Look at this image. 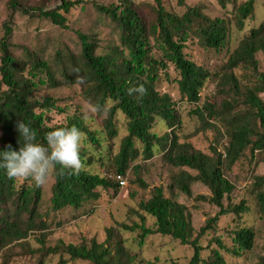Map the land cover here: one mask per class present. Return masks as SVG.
Wrapping results in <instances>:
<instances>
[{"label": "trees", "instance_id": "trees-1", "mask_svg": "<svg viewBox=\"0 0 264 264\" xmlns=\"http://www.w3.org/2000/svg\"><path fill=\"white\" fill-rule=\"evenodd\" d=\"M3 1L8 20L0 37V149L7 144L14 150L19 147L17 120L30 122L41 142L49 131L63 125L79 128L84 140L78 174L53 170L42 186L35 187L31 180H10L0 170V264H140L139 252L113 228L106 229L102 241L95 236H83L75 243L49 237L52 225L59 227L68 219L92 213L89 206L100 190L116 193L118 175L146 191L133 209L139 222L119 224L127 231L137 230L132 241L139 249L148 237L159 234L189 245L188 264H227L224 254L237 258L250 252L256 233L244 220L253 212L264 220V174L254 175L247 186L251 198L237 201L238 175L231 180L226 174L237 165L248 167L241 163L246 153L264 152V73L257 60L258 53L264 55V20L238 39L214 73L189 57L185 42L191 40L216 53L227 49L232 28L242 30L261 0H216L224 12L221 16H210L200 2L181 12L168 9L162 0L92 2L93 9L113 26V40L103 44L96 34L79 30L75 48L58 49L52 60L28 49L15 55L12 30L6 23L22 14L65 27L69 10L83 8L84 1L62 0L57 8H47L48 0ZM175 4L185 6V0ZM168 64L177 72L180 98L189 103H198L207 81L214 78L212 96L196 112L207 124L214 120L222 126L227 140L224 156L213 146L204 153L180 139L174 101L157 88ZM62 87L79 90L80 101L71 113L59 105L66 100ZM53 110L66 113V120L51 123ZM98 118L96 128L93 120ZM158 123L164 125L161 135L154 131ZM119 126L124 135L113 152ZM104 157L111 162V176L90 168L95 163L106 168ZM152 158L167 170L148 189L142 172L153 167L146 163ZM245 161L249 165L251 160ZM203 205L209 210L203 211ZM226 214L232 215L234 224L228 232L230 244L217 234L220 218ZM147 217L153 219L150 226ZM202 238L208 239L206 246ZM204 250L207 254L202 256Z\"/></svg>", "mask_w": 264, "mask_h": 264}, {"label": "rangeland", "instance_id": "rangeland-1", "mask_svg": "<svg viewBox=\"0 0 264 264\" xmlns=\"http://www.w3.org/2000/svg\"><path fill=\"white\" fill-rule=\"evenodd\" d=\"M82 1H84L83 8H81V6H76L75 8H71L67 13L65 27L53 25L48 20L40 17L30 18L26 15L16 14L14 18L15 22L8 21V23H6L12 30L10 40L13 45V53L19 55L25 52V49H28L37 52L45 59L52 60L58 49L65 51L68 48H75L76 32L79 30L90 34H96L95 37L100 38L101 43L103 44L104 42L113 40V26L93 9L91 3L97 2L110 4L118 2V0ZM162 1L168 9H174L177 12H181L186 6L200 2L205 5V11L210 16L224 15V12L220 9L216 0H185V6H177L175 0ZM61 3L62 0H48L47 8H57ZM229 8L230 7H228V9ZM7 20L6 4L3 0H0V37L4 32L2 25ZM262 20H264V0L259 1L256 4L253 17L245 21V27L242 30H238L235 27L232 28L231 42L227 49L216 53L210 50H205L197 43L187 40L185 42V52L194 62H196V64L202 66L208 72L214 73L219 70L222 64L226 61L228 51L235 47L238 39L251 27L257 26ZM257 60L260 71L264 73V55L258 53ZM176 78V70L172 65L168 64L167 68L162 70L161 80L157 88L160 92H166L169 94L174 101V108L181 124L180 132L178 134L180 139L190 142L195 149L204 153H210L211 146L215 147L216 151L221 153L227 142L222 126L219 122L214 120H209L207 124L205 117L196 112V108L201 106L205 98L212 96L215 90L214 78L211 77L207 81L204 89L200 93L201 100L198 103H189L180 98L175 81ZM61 89L64 91L62 92V96L65 95L64 97L66 100L64 102H59V105L62 108H65V112L68 110V112L71 113L73 111L72 108L74 103L80 101L79 90L77 87H73L72 89L62 87ZM70 94L71 96H69ZM66 105H69L70 107ZM50 116L51 123H59L66 120V113H61L58 110H53L50 113ZM93 124L94 127L99 128L100 118L93 120ZM154 131L158 135L163 134V132H165L164 125L158 123L155 126ZM123 135L124 129L120 127L118 136L112 141L113 152L117 151L119 140ZM106 143L107 142L103 144L104 152H106ZM245 157V160H251L249 165H247L245 160H242L241 163L248 166L247 168H244L242 165H237L226 174L231 180H233L236 174L238 175V179L235 181L238 189L236 201L240 197L251 198L246 193L248 191L247 186H249L254 175L264 174V152H256L253 156L246 153ZM103 159L107 162L106 168L99 166L97 163L93 164L90 168L100 175L111 176L113 174L110 168L111 162L109 159L105 160V157ZM146 163L153 166L142 172V176L144 177L143 180L148 183L149 189L152 185L158 183V177L161 178V174H165V170L167 169L160 164L154 163L153 158L147 160ZM251 169L253 171H251ZM124 179L126 185L124 187H119L116 193L111 189L99 191L98 198L89 206V208H92L93 210L92 213L82 214L77 218L68 219L59 227L52 225L49 237L52 239L60 238L65 242L75 243L80 241L83 236H95L99 241H102L106 236V229L113 228L115 234L124 238L126 245L139 252L142 259L140 264H188L192 255V249L189 245L180 244L170 236L155 234L148 237L139 249L136 243L132 241L134 236H136L137 230L127 231L119 226L120 223L131 226L133 223L139 222V216L137 212L133 211V209L136 206L137 200L146 196V191L137 187L136 184L130 183L128 177ZM196 188L197 186L195 189ZM198 190H201L200 187ZM130 191H132V196L130 195ZM177 196V199L181 201L189 202L190 204L192 203V201H187L184 197ZM204 210H209V207L203 205V211ZM210 211L213 212V209L210 208ZM198 216L199 214L197 217ZM231 218L232 215H223L219 221V230H217V234L225 238L228 244L231 243L228 232L234 228ZM244 221L246 225L253 226L256 233L252 250L237 258L224 254V259L227 264H264V220L253 212L250 215L245 216ZM152 222L153 219L147 217L146 224L150 226ZM207 240V238H202L201 244L206 246ZM206 254L207 250L202 251V256H205ZM16 264H21V261H18ZM75 264L81 263L75 262Z\"/></svg>", "mask_w": 264, "mask_h": 264}, {"label": "clouds", "instance_id": "clouds-1", "mask_svg": "<svg viewBox=\"0 0 264 264\" xmlns=\"http://www.w3.org/2000/svg\"><path fill=\"white\" fill-rule=\"evenodd\" d=\"M15 129L19 133V147L14 150L11 144H7L0 149V170L8 179L31 180L35 187H39L53 170H58L61 175L65 171L71 174L80 172L83 136L76 126L55 127L43 142L37 139L30 122L17 120Z\"/></svg>", "mask_w": 264, "mask_h": 264}, {"label": "built area", "instance_id": "built-area-1", "mask_svg": "<svg viewBox=\"0 0 264 264\" xmlns=\"http://www.w3.org/2000/svg\"><path fill=\"white\" fill-rule=\"evenodd\" d=\"M222 156H224V152H221ZM116 179L118 181L119 187H124L125 186V179L122 176H116Z\"/></svg>", "mask_w": 264, "mask_h": 264}]
</instances>
